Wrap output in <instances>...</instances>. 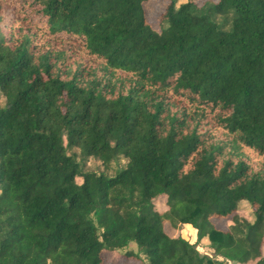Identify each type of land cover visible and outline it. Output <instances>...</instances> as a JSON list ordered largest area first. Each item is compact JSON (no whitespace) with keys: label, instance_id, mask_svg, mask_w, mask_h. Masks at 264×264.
Returning a JSON list of instances; mask_svg holds the SVG:
<instances>
[{"label":"trees","instance_id":"1","mask_svg":"<svg viewBox=\"0 0 264 264\" xmlns=\"http://www.w3.org/2000/svg\"><path fill=\"white\" fill-rule=\"evenodd\" d=\"M149 1L0 0V264H264V0Z\"/></svg>","mask_w":264,"mask_h":264},{"label":"rangeland","instance_id":"2","mask_svg":"<svg viewBox=\"0 0 264 264\" xmlns=\"http://www.w3.org/2000/svg\"><path fill=\"white\" fill-rule=\"evenodd\" d=\"M182 1V0H179ZM197 3L201 4L204 1L207 0H195ZM213 2H216L217 0H211ZM167 2L165 0H150L149 2L145 3L143 5L145 16L147 21L152 24L154 27L157 26L161 15L164 12L165 6ZM84 164V171H94L97 173L105 172L104 167L100 165V162L95 159H89ZM124 161H120V163H114L113 166L106 171L107 174L113 175L114 171L116 169H119L123 166ZM78 183H80V180H77ZM165 205V199L162 198L157 201V207L164 208ZM238 215L241 217L246 218L247 220H252V213L249 205L247 203H240L238 206ZM211 222L220 230H226L227 226L230 224V221L228 219H218L213 218ZM166 231L171 235L175 236L178 233L174 232L169 229L168 226H166ZM180 236L184 238L185 240L189 241L191 244L194 245L195 250L199 253L201 257L208 258L212 262H223L225 264H239L236 262L229 261L225 258H222L219 255H215L214 250L212 247H210L209 242L206 238H203L202 240H197V233L194 229L191 227H183V229L180 230ZM127 252H132L134 255H138L141 258V261H143V257L138 253V250L135 245H130L127 250L123 251H115V252H106L103 254V262L104 264H140L138 260H136L134 257L128 258L126 257ZM250 264V263H249Z\"/></svg>","mask_w":264,"mask_h":264},{"label":"crops","instance_id":"3","mask_svg":"<svg viewBox=\"0 0 264 264\" xmlns=\"http://www.w3.org/2000/svg\"><path fill=\"white\" fill-rule=\"evenodd\" d=\"M249 264V263H248ZM250 264H253V263H250Z\"/></svg>","mask_w":264,"mask_h":264}]
</instances>
